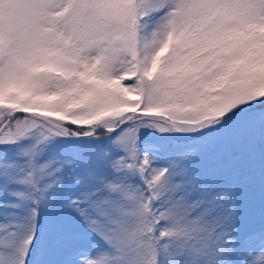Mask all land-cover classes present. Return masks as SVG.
<instances>
[{
  "label": "snow or ice",
  "instance_id": "1",
  "mask_svg": "<svg viewBox=\"0 0 264 264\" xmlns=\"http://www.w3.org/2000/svg\"><path fill=\"white\" fill-rule=\"evenodd\" d=\"M0 264H264V0H0Z\"/></svg>",
  "mask_w": 264,
  "mask_h": 264
}]
</instances>
